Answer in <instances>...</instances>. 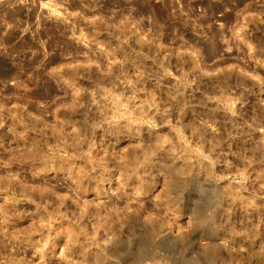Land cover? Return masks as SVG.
I'll use <instances>...</instances> for the list:
<instances>
[{"label":"rangeland","instance_id":"374dc122","mask_svg":"<svg viewBox=\"0 0 264 264\" xmlns=\"http://www.w3.org/2000/svg\"><path fill=\"white\" fill-rule=\"evenodd\" d=\"M0 264H264V0H0Z\"/></svg>","mask_w":264,"mask_h":264}]
</instances>
